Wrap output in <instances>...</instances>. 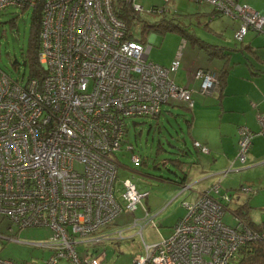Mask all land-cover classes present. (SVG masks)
Returning <instances> with one entry per match:
<instances>
[{
	"label": "built area",
	"instance_id": "built-area-1",
	"mask_svg": "<svg viewBox=\"0 0 264 264\" xmlns=\"http://www.w3.org/2000/svg\"><path fill=\"white\" fill-rule=\"evenodd\" d=\"M114 1L43 0L41 75L22 79L0 68V215L20 227L48 226L52 236L45 244L38 242L51 250L42 263L0 257V264H56L62 257L75 264H101L103 252L81 257L77 245L121 239L130 228L141 235L144 226H154L155 214L143 205V218H133L113 233L99 232L119 213L133 212L147 194L130 178L117 177L115 153L125 143L131 148L124 119L156 117L165 103L180 100L192 106L193 98L191 89L171 76L180 53L169 65L150 60L149 43L128 36ZM123 1L137 12H160L171 0L148 10L138 0ZM197 1L237 17L241 22L237 39L249 29L264 32V11L238 0ZM35 3L0 0V10ZM194 76L201 79L203 89L219 83L215 73L203 68H197ZM257 119L258 131L264 134V113ZM238 134L235 159L244 164L253 132L242 125ZM193 144L208 151L199 141ZM132 159L138 162L139 156L132 154ZM234 169L238 168L230 164L218 177ZM220 179L197 192L193 201H182L186 213L172 232L153 243L142 240V252L132 257L131 264H229L245 244L264 241V226L254 228L231 210L236 225L221 220L232 195L219 192ZM192 187L184 182L178 193ZM240 191L252 189L242 185Z\"/></svg>",
	"mask_w": 264,
	"mask_h": 264
},
{
	"label": "rangeland",
	"instance_id": "rangeland-1",
	"mask_svg": "<svg viewBox=\"0 0 264 264\" xmlns=\"http://www.w3.org/2000/svg\"><path fill=\"white\" fill-rule=\"evenodd\" d=\"M148 10L151 5L161 6L162 0H138ZM238 3H245L257 11H264V0H238ZM167 9L165 14L157 12L143 11L139 19L145 20L151 24L161 17L171 20L179 25L180 29L169 28L156 30L149 28L146 32V40L150 45L148 57L150 60L166 59L175 54L178 50L183 55L181 58L189 59L200 54L207 57L206 52L199 48L197 41L193 42L187 33L195 37L198 41L211 44L210 46L223 47L224 51H230L234 57H245V54L252 56L259 54L264 57V32L248 30L237 39L235 33L240 26V20L228 13H220L213 10V5L206 1L197 0H171L164 4ZM32 7L21 9L10 6L0 10V68L13 77H22L26 79L28 71L23 65L25 50L27 48L30 16ZM13 22V23H12ZM138 22L132 26L134 37L140 38L141 24ZM192 41V42H191ZM249 46H246V45ZM16 59L19 63L18 68L12 66V61ZM235 59V58H234ZM214 62H220V59H213ZM182 68V67H181ZM191 116L190 110L184 108L182 103L174 102L162 106L161 113L157 117L148 116H130L124 119L126 123L125 138L131 148H126V143L118 150L116 158L119 162L117 168V177L121 180L130 178L136 183V186L148 192L145 200L155 208L160 202L168 200L174 196L175 188L169 187L173 181L179 179L185 172L188 173L192 162L201 161L203 170H209L208 166L212 162L209 160L208 152L199 151L192 142L185 118ZM132 154H137L140 162L132 159ZM236 151L230 156V161L235 157ZM178 160V164L174 161ZM225 167H227L230 163ZM232 166L244 167L239 171H231L220 179L219 192H227L232 195L227 208L222 215V221L234 227L237 220L229 208L237 204L246 202L248 206V215L250 221L259 224L264 223V164L252 165L247 159L244 164L238 160L232 163ZM234 168V167H233ZM198 173H194V177ZM193 176V175H192ZM197 178V177H196ZM217 178L205 181L203 185L214 183ZM250 184L255 191L245 193L240 191L241 185ZM202 185V184H201ZM179 188V185H178ZM177 188V189H178ZM201 188V186H197ZM184 196L176 198L166 209L156 216L153 221L154 226L147 225L143 229V236L147 241L155 238L154 228L171 229V224L180 215L186 213V207L182 201H189ZM144 201V200H143ZM138 214V212H137ZM134 212H121L112 221L114 227L129 225L133 217L137 215ZM7 220L0 215V230L7 229ZM128 223V224H127ZM10 228L16 231V236L21 242L0 239V255L9 254L13 258L35 259L41 261L48 254L50 249L44 246L32 245L26 242L47 243L51 240V229L48 226L21 227L10 225ZM131 229V230H130ZM124 233H134L136 228H130ZM135 230V231H134ZM114 236V235H112ZM135 244L131 247L125 239L107 240L99 244L77 245V250L81 257L88 255L93 258L104 253L103 264H131V260L136 251L142 248L140 236L132 240ZM142 252V250H141ZM56 264H75L71 259L62 257Z\"/></svg>",
	"mask_w": 264,
	"mask_h": 264
},
{
	"label": "crops",
	"instance_id": "crops-1",
	"mask_svg": "<svg viewBox=\"0 0 264 264\" xmlns=\"http://www.w3.org/2000/svg\"><path fill=\"white\" fill-rule=\"evenodd\" d=\"M197 43L199 45V42ZM246 46L249 45L247 44ZM199 48H202L206 52L207 57H203L200 54H195V56L189 59H185L184 57L181 58L178 68L175 72L171 73V76L177 84L188 86L191 89L193 104L190 108L191 123L188 124L187 130L190 134L191 142H193L194 140L199 141L208 148L207 154H209V160L206 158L205 161L206 163L212 162L211 164L213 166L209 165V170H203V163L201 161L192 162L191 165H189L190 169L188 173L185 172L183 174L185 175V182L193 183V187L191 190H185L181 193H178V181H173V184L169 186L171 188L176 187V191L174 192L175 194L172 198L160 202L153 209L151 208V204L147 201V199L145 200L146 197L143 198L142 204H138L137 208L133 210L134 215L138 212V214L133 218H143L145 212L143 208L144 205L150 213L155 214L153 215L154 219L176 198L184 196L186 199L189 197V201H193V199H195L197 195V192L204 190L211 184H213L210 183L207 185H203L205 181H209L212 178H215L216 175L218 176V172L220 170L226 168L225 166L227 165L230 156H232L235 151L237 154L239 126L245 125L249 127L253 132L250 148L247 153L248 162L252 165H259L261 163L264 164V134L258 131L259 123L257 119L258 114L264 113V57H261V55L259 54H253L252 56H250L249 54H245L244 58L237 56L234 57L235 59L231 54L227 55L226 57H219L218 55L211 54V52L208 51L207 48H204L201 45H199ZM221 48L222 50H225L223 47ZM178 52L182 57L183 55L181 54V52L177 50L175 54L170 55L166 59L157 58V60H154V62L162 65H169ZM213 59H220L221 61L214 62ZM226 59L227 61H225ZM223 66H225L227 69L225 72L224 83L222 87L216 85L215 87L203 89L201 87V79L194 76V71L197 68H203L205 70L207 69L210 72L214 71L213 73H215L219 68ZM174 102L181 101L171 100L165 104H173ZM199 151L201 150L199 149ZM235 157L231 161L229 160L230 164H232L233 162L234 165V162L237 161ZM233 167L238 168L236 166ZM243 168L244 167L240 166L238 169H234L231 171H239ZM194 173H198V175L194 177ZM218 179H220V177L217 178V180ZM197 186H201V188H197ZM247 186L252 189V191H250L249 193L255 191V189L250 184H248ZM157 211L158 213L156 214ZM1 217L5 218L8 221L7 229L9 228L10 231H4L6 228L0 230V239L21 242L20 239H16L18 238V236H16L15 234L16 231L10 228V225L16 226V229L27 226H17L16 224L12 223L7 217L3 215H1ZM180 217L182 216L180 215L175 219L173 224H171V229H169L168 231L165 229L154 228L153 232L155 233V238H151L152 240L150 241H147L143 236V229L147 225L142 229L141 235L137 234L135 230L134 233L126 234L128 232L127 231L126 233H124V236L121 239H125V241H127L131 247L135 246L132 240L136 236H140V238L142 237L143 239L141 238V240H144V242L146 243L156 242L162 237L168 236L172 232L175 222ZM113 224L114 223H111L107 227L100 229L99 232L109 234L115 232L117 229L127 227L126 224L119 227H114ZM108 240L113 241L115 240V237H110ZM26 243L42 246V244L38 242ZM142 249L143 248H141L140 251H136L135 254L141 253ZM49 255L50 254H48V256ZM48 256H46L41 261H36L33 258H13L9 256V254L0 255V257L2 258H12L18 262L28 263H42Z\"/></svg>",
	"mask_w": 264,
	"mask_h": 264
},
{
	"label": "trees",
	"instance_id": "trees-1",
	"mask_svg": "<svg viewBox=\"0 0 264 264\" xmlns=\"http://www.w3.org/2000/svg\"><path fill=\"white\" fill-rule=\"evenodd\" d=\"M43 3V0H36V3L32 7L31 16H30V28H29V36H28V43L27 48L25 50L23 65L25 69L28 71V77L29 76H40L42 73V69L40 67L39 61H38V51L40 47L39 42V30H40V24H41V5ZM114 11L120 17L125 23L127 24V30H128V36L135 38L139 41L145 42L146 40V32L149 28H154L156 30H164L169 28H175L180 29L181 32L186 33V31L182 30L181 28H178L179 25L172 22L171 20L165 19V17H161L159 20L154 21L153 23L149 24L143 19H139L141 12L134 11L131 6L127 3H125L123 0H115L114 1ZM167 11L166 8H163L162 11L157 12L159 14H165ZM212 11H215L214 8ZM144 21L145 23L141 24V36L140 38L134 37L131 29L132 26L138 22ZM13 23V22H12ZM188 37L192 39L193 42L197 41L199 42V45H201L204 48H207L208 51L211 52V54L218 55L219 57H226L230 54L229 51H224L220 47L213 48L210 46L211 44L204 43L203 41H198L195 37L187 33ZM191 41V42H192ZM209 52V53H210ZM227 61V59L225 60ZM12 66L17 67L19 66V63L16 59L12 61ZM226 67L223 66L219 68L215 74L218 77V86L222 87L224 83V77L226 72ZM214 72V71H213ZM11 76V75H10ZM171 103V102H170ZM184 106V108L190 110L191 106H188L185 102H180ZM162 110V109H161ZM161 113V111H160ZM159 113V114H160ZM158 114V115H159ZM157 115V116H158ZM156 116V117H157ZM185 122L187 124L191 123V116L185 118ZM193 144V142H192ZM130 145V144H129ZM193 146L199 150L198 147H196L194 144ZM140 162V158L139 161ZM174 163L178 164V160L174 161ZM185 175H182L179 177L178 185L180 186L182 183L185 182L184 180ZM148 194V192H147ZM145 195V197L147 196ZM144 197V198H145ZM229 204V203H228ZM231 211H233L236 215L241 217L243 221H245L247 224L254 228H260L261 226H264V223L256 224L249 219L248 215V206L246 202L237 204L235 207L229 208ZM148 225V224H147ZM12 259V258H10ZM103 264V263H101ZM229 264H264V241H254L249 242L245 244L241 249L238 251V255L233 258Z\"/></svg>",
	"mask_w": 264,
	"mask_h": 264
},
{
	"label": "bare ground",
	"instance_id": "bare-ground-1",
	"mask_svg": "<svg viewBox=\"0 0 264 264\" xmlns=\"http://www.w3.org/2000/svg\"><path fill=\"white\" fill-rule=\"evenodd\" d=\"M205 72H207V73H208V72H209V70H207V69H206V70H205Z\"/></svg>",
	"mask_w": 264,
	"mask_h": 264
}]
</instances>
